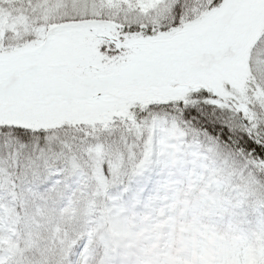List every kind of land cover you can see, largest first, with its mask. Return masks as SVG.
Returning a JSON list of instances; mask_svg holds the SVG:
<instances>
[{
	"label": "snow or ice",
	"instance_id": "obj_1",
	"mask_svg": "<svg viewBox=\"0 0 264 264\" xmlns=\"http://www.w3.org/2000/svg\"><path fill=\"white\" fill-rule=\"evenodd\" d=\"M0 264H264V0H0Z\"/></svg>",
	"mask_w": 264,
	"mask_h": 264
}]
</instances>
